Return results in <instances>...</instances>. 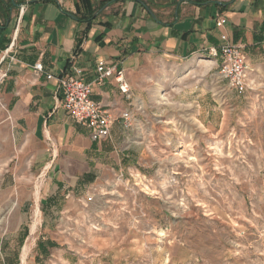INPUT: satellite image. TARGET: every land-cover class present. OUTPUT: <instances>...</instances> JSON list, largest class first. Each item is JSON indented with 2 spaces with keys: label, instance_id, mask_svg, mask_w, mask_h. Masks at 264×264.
I'll return each instance as SVG.
<instances>
[{
  "label": "rangeland",
  "instance_id": "obj_1",
  "mask_svg": "<svg viewBox=\"0 0 264 264\" xmlns=\"http://www.w3.org/2000/svg\"><path fill=\"white\" fill-rule=\"evenodd\" d=\"M243 51L242 95L217 69L146 70L139 133L78 195L0 103V264H264V45Z\"/></svg>",
  "mask_w": 264,
  "mask_h": 264
},
{
  "label": "crops",
  "instance_id": "obj_2",
  "mask_svg": "<svg viewBox=\"0 0 264 264\" xmlns=\"http://www.w3.org/2000/svg\"><path fill=\"white\" fill-rule=\"evenodd\" d=\"M222 17L226 25L215 28ZM262 23L264 0H27L9 12L4 3L0 103L15 134L41 147L33 154L38 168L78 195L96 172L119 163L115 144L123 130L116 123L108 140L93 142L61 107L60 73L78 68L91 82L99 62L116 66L129 85L128 98L109 77L94 86L91 99L115 114L134 113L144 101L146 70L208 74L219 66L210 53L218 52L221 34L245 51L257 50L264 42H254L253 35ZM35 63L43 73L32 69ZM57 170L61 177L54 180Z\"/></svg>",
  "mask_w": 264,
  "mask_h": 264
},
{
  "label": "built area",
  "instance_id": "obj_3",
  "mask_svg": "<svg viewBox=\"0 0 264 264\" xmlns=\"http://www.w3.org/2000/svg\"><path fill=\"white\" fill-rule=\"evenodd\" d=\"M227 21L225 18H217L214 26L223 28ZM218 52L211 51L210 55L219 58V66L216 77L219 82L225 83V88L242 95L249 85V69L244 47L229 40L227 35L219 36ZM32 69L37 73H43L41 63H35ZM112 77L121 94L128 98L130 89L122 70L116 66H108L99 62L96 66V76L91 82L83 78L82 70L71 68L62 72L56 78L58 90L61 94V107L65 113L78 125L88 131L89 138L93 142H103L110 138L111 128L118 123L124 132H131L137 125L136 112L141 111V106H136L134 113L123 110L115 114L110 108H106L91 99L93 88L103 84L106 79ZM48 80L54 78L46 75Z\"/></svg>",
  "mask_w": 264,
  "mask_h": 264
},
{
  "label": "trees",
  "instance_id": "obj_4",
  "mask_svg": "<svg viewBox=\"0 0 264 264\" xmlns=\"http://www.w3.org/2000/svg\"><path fill=\"white\" fill-rule=\"evenodd\" d=\"M3 4H0V7H2ZM18 4H16L13 0H10L6 4V10L9 12L11 11L14 7H16ZM253 40L256 43H262L264 42V23L260 26V29L257 34L253 35Z\"/></svg>",
  "mask_w": 264,
  "mask_h": 264
},
{
  "label": "bare ground",
  "instance_id": "obj_5",
  "mask_svg": "<svg viewBox=\"0 0 264 264\" xmlns=\"http://www.w3.org/2000/svg\"><path fill=\"white\" fill-rule=\"evenodd\" d=\"M160 101L162 102H165L166 99L164 97H161ZM34 196L37 198L39 196V192L38 190L35 192ZM35 202V201H34ZM35 217H37L39 215V211L36 209L35 210ZM31 233L33 234L35 232V229H36V222H34L31 226ZM27 251H28V247H24L23 250H22V261L25 259L26 257V254H27ZM21 255V254H20Z\"/></svg>",
  "mask_w": 264,
  "mask_h": 264
}]
</instances>
